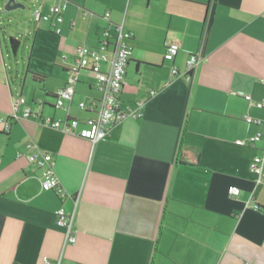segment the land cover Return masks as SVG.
<instances>
[{"label": "crops", "instance_id": "1", "mask_svg": "<svg viewBox=\"0 0 264 264\" xmlns=\"http://www.w3.org/2000/svg\"><path fill=\"white\" fill-rule=\"evenodd\" d=\"M60 1L59 35L32 17L21 28L31 40L23 73L6 61L14 36L0 20V264H264V185L251 172L264 144L235 145L264 125V108L242 95L264 100V0H43V11ZM118 25L132 35L119 102H142L141 115L94 144L41 125L90 116L78 108L98 97L90 73L78 75L67 111L53 95L75 48L96 47ZM169 44L179 46L171 62ZM194 53L192 74L173 77L171 67L183 73ZM25 108L39 117L24 118ZM27 144L50 154L60 185L79 194L73 244L64 245L55 217L73 201L41 191ZM178 152L190 156L186 165L175 163ZM250 196L257 209L246 206Z\"/></svg>", "mask_w": 264, "mask_h": 264}, {"label": "built area", "instance_id": "2", "mask_svg": "<svg viewBox=\"0 0 264 264\" xmlns=\"http://www.w3.org/2000/svg\"><path fill=\"white\" fill-rule=\"evenodd\" d=\"M34 10L31 17L35 24L46 23L50 30L59 35L60 26L63 23V13L66 8V2H56L48 7V11H43V0H32ZM85 16V15H84ZM108 20L109 13L106 12L103 17ZM103 40L96 47H87L78 45L74 50V60L69 70V78L65 86L55 93V109H63L67 111V103L71 102L75 95V86L78 83V75L81 72L90 73L94 80V89L98 94L97 98H93L89 102H79L78 108L88 113L85 119H77L66 117L64 120H53L49 118L40 119L39 123L58 130L64 134L76 136L85 139L92 144L104 140L109 136L111 129L118 123L128 119L137 118L141 115L140 109L142 102H137L134 106H121L119 95L124 86L126 67L131 57V47L128 42L132 35L126 31L122 25L114 28V35L108 30L102 33ZM179 50L177 44H169L165 47L164 60L171 62ZM65 59V57H63ZM199 63L197 55L191 54L186 61L185 70L179 73L176 67H171V74L175 78L187 79L195 70ZM151 94H154L152 92ZM244 99L250 105L264 108V100L254 101L249 94H242ZM14 114L12 118H16L15 111L19 105L25 104V100L21 97L13 98ZM22 116L24 118H38L39 112L25 108ZM248 124L261 125L260 121L253 120L248 116L243 118ZM5 124V128H8ZM262 130L244 141H236L235 145L255 146V144L263 142L264 144V125ZM261 154L253 159L251 172L256 177V185H264V146L260 149ZM27 162L40 171V187L41 191H53L60 200L70 199L73 201V210L66 213L63 208H59L55 212L56 225L64 230V245L73 244L75 242V232L73 231L74 210L79 199V194L71 196L60 185L58 178L53 171L52 157L50 154L41 152L34 144L26 145L24 154ZM227 193L232 198L240 195L237 187H229ZM246 206L257 209L253 196H250ZM44 264H59V261H53L43 258ZM251 264V263H246Z\"/></svg>", "mask_w": 264, "mask_h": 264}, {"label": "rangeland", "instance_id": "3", "mask_svg": "<svg viewBox=\"0 0 264 264\" xmlns=\"http://www.w3.org/2000/svg\"><path fill=\"white\" fill-rule=\"evenodd\" d=\"M7 0H0V20L4 27H11L10 33L13 34L14 38L20 41V45L17 49L16 54L14 55L7 43V51L5 54L9 55L6 58V61L11 69H14L16 72H24L27 53L29 52V40L28 42L25 39L23 30L21 28L30 27V21L32 11L35 9L31 4V0H16L24 6V9H17L14 11L6 12L3 9V6ZM22 36V37H21ZM31 41V40H30ZM66 54V53H65ZM68 55V54H67ZM61 64V62L59 61Z\"/></svg>", "mask_w": 264, "mask_h": 264}, {"label": "trees", "instance_id": "4", "mask_svg": "<svg viewBox=\"0 0 264 264\" xmlns=\"http://www.w3.org/2000/svg\"><path fill=\"white\" fill-rule=\"evenodd\" d=\"M8 46L13 52V54L15 55L19 47V42L16 39L10 37L8 38ZM53 98L54 99L56 98L55 94L53 95ZM189 159H190V156L188 154H183V153L178 152L176 159H175V163L179 165H186L189 162Z\"/></svg>", "mask_w": 264, "mask_h": 264}, {"label": "water", "instance_id": "5", "mask_svg": "<svg viewBox=\"0 0 264 264\" xmlns=\"http://www.w3.org/2000/svg\"><path fill=\"white\" fill-rule=\"evenodd\" d=\"M4 11L10 12L17 9H24V6L16 0H7L3 6Z\"/></svg>", "mask_w": 264, "mask_h": 264}]
</instances>
